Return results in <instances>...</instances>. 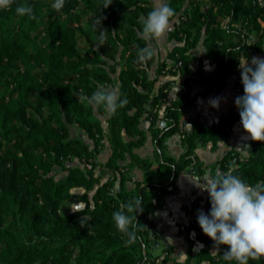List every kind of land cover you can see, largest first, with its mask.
Returning <instances> with one entry per match:
<instances>
[{
  "label": "trees",
  "instance_id": "16d2710c",
  "mask_svg": "<svg viewBox=\"0 0 264 264\" xmlns=\"http://www.w3.org/2000/svg\"><path fill=\"white\" fill-rule=\"evenodd\" d=\"M51 2L16 0L10 10L0 11V264H153L149 250L158 237L150 232L164 197L176 190L183 171L203 176L206 166L196 149L228 138L230 127L240 122L237 110L209 126L195 117L184 130L191 92L219 93L237 72V59L263 53L264 0H168L176 13L168 40L179 45L167 55L171 64L163 61L155 69L154 60L143 67L135 62L137 47L147 44L139 36V17L151 10L153 0H113L106 9L105 0H65L61 12ZM21 3L33 7L36 20L15 14ZM98 17L100 28L109 33L103 45L96 39ZM199 44L205 54L196 58L191 51ZM203 59L214 65L213 71L203 69ZM192 61H198L195 73L189 69ZM166 73L179 78L180 93L164 108L160 130L153 112L165 101L171 82L153 92ZM98 84L118 86L120 99L127 100L105 127L100 120L105 111L78 99L90 96ZM239 88L242 96L241 80ZM143 117L150 120L152 160L135 153L146 140ZM74 126L92 141V149L73 135ZM176 134L182 137V154L174 159L165 144ZM104 139L110 154L98 163ZM229 167L249 184L264 180V143L252 141L247 157L231 149L210 168ZM78 189L82 192H74ZM137 195L144 210L136 219L146 229L127 245L112 215ZM72 202L84 206L70 210ZM196 242L201 247L193 255ZM214 247L199 228L196 239L189 240L185 264H229L221 258L226 247L212 255ZM249 264H264V259Z\"/></svg>",
  "mask_w": 264,
  "mask_h": 264
},
{
  "label": "clouds",
  "instance_id": "9594fccd",
  "mask_svg": "<svg viewBox=\"0 0 264 264\" xmlns=\"http://www.w3.org/2000/svg\"><path fill=\"white\" fill-rule=\"evenodd\" d=\"M113 0H105L103 9L111 5ZM16 0H0V11L10 10ZM65 0H52L50 7L61 12ZM154 6L146 15L139 17V36L148 42L144 47H137L136 63L141 67L158 57V49L153 42L163 40L171 29L176 13L165 0H153ZM15 14L36 20L32 6L17 4ZM102 17L96 19L100 28ZM109 33L100 28L96 37L103 45ZM243 95L235 98L234 104L239 112L240 126L245 139L264 143V58L252 57L237 59ZM93 109L102 108L109 114H115L118 108L127 104L120 99L118 86L98 84L90 96L78 98ZM219 99L209 101L210 107L219 108ZM246 148V147H245ZM240 149L242 152L244 149ZM188 178V177H187ZM189 179V178H188ZM201 191L207 192L210 201V211L197 213V224L201 232L210 239L218 255L221 246L227 251L221 256L229 264H249V261L264 259V180L249 184L244 179L233 174V168L227 171L216 170L215 174L189 179ZM144 210L143 198L139 195L127 202H122L119 209L112 215L115 228L126 236L125 243L132 245L139 237L137 232L146 229L137 222L136 216ZM179 264L188 260L186 254L178 256Z\"/></svg>",
  "mask_w": 264,
  "mask_h": 264
},
{
  "label": "crops",
  "instance_id": "0c3cea01",
  "mask_svg": "<svg viewBox=\"0 0 264 264\" xmlns=\"http://www.w3.org/2000/svg\"><path fill=\"white\" fill-rule=\"evenodd\" d=\"M165 2L168 4V0ZM168 32L162 41L158 43L153 42L154 46L158 49V57L154 59L153 63L154 69L163 61H165L167 65H170L171 61L167 60V55L175 46L179 45L175 40H168ZM204 54L205 49L202 44H199L191 51V55L196 58L202 57ZM202 67L207 72H211L214 69V65L210 64L205 59L202 60ZM189 69L192 73L197 72L198 61L190 62ZM238 72L240 73L239 70ZM151 76L153 77V73H151ZM235 80V74L228 76L225 86L219 93H206L205 95H200L203 91L201 88L193 89L191 92V97L193 98L192 107L190 112L182 117L183 129L188 131L190 129V121L195 117H198V120L202 125L209 126L213 123H217L221 117L227 115L230 111L236 112L237 108L235 107L234 101L236 97L241 95H237L234 92ZM166 82H171V84L166 90H164L165 101L159 109L156 110L155 114L158 118L156 120L155 127L157 125L164 126L162 112L165 107L170 106L178 98L180 93L179 86L177 84L178 78H174L167 73L158 77L153 93L155 94L157 90ZM213 98H218L220 101L218 110L213 109L209 105V101ZM109 115V113L105 112L102 116H100V120L102 117L101 123L104 127L105 121ZM140 129L146 134V140L143 146L135 150V153L143 158L152 160L153 143L150 137V121L147 120L146 117L141 119ZM244 137L245 134L240 126V122H238L230 127V136L228 138L221 139L214 146L208 144L205 147L196 149L195 153L204 166H206L208 175H213L214 172H216L217 169L212 172L210 167H212L231 149L237 151L242 157L249 156L251 152L252 140L245 139ZM83 139L87 142L90 149H92V141L88 140L87 137ZM181 140L182 137L179 134H176L167 140L165 147L168 156L177 159L182 154ZM102 143L103 147L96 156V162L98 163H104L110 154L109 146L106 140L104 139ZM91 144L92 146H90ZM238 148L245 149L242 152ZM135 174L137 178H140L141 174L139 172H135ZM204 176L205 174L200 177L196 173L189 172L187 170L183 171L178 176L175 183L176 190L164 197V203L155 213L154 227L153 231L150 233L151 237L153 234L158 237L156 244L149 250L150 254L155 257L153 264H173V262L179 263L176 256L181 253L187 255L189 240L194 241L198 233L195 223L192 220V213L194 211L197 213L199 211H203L205 213L206 201L209 198L207 192L201 191L189 179L195 181L197 177L202 179ZM200 247V244L196 242L193 249V255L197 254ZM157 250H160L159 254H156ZM213 251H216L215 247L210 250V253L212 254ZM166 253H168V256Z\"/></svg>",
  "mask_w": 264,
  "mask_h": 264
},
{
  "label": "rangeland",
  "instance_id": "374dc122",
  "mask_svg": "<svg viewBox=\"0 0 264 264\" xmlns=\"http://www.w3.org/2000/svg\"><path fill=\"white\" fill-rule=\"evenodd\" d=\"M166 1V0H165ZM262 25V24H261ZM263 26V25H262ZM256 38L255 37H253L251 40L252 41H254ZM255 57H259V58H264V51H263V53L262 54H258V55H256ZM232 74H239V75H241L239 72H238V69H237V72L236 73H232ZM180 83V80H179V78H178V84ZM101 120H102V117H101ZM72 133H73V135L74 136H79V137H82V138H86V135H85V133L81 130V129H79V128H77V127H75L74 126V128L72 129ZM90 146H92V144L90 145ZM98 169H96V175H98V171H97ZM133 175L135 176V177H137L136 176V174H135V172L133 173ZM107 178V176H104L103 177V179L101 180L102 182L105 180ZM78 191V192H77ZM75 190L74 192H76V193H81L82 191L81 190ZM84 206V204L83 203H80V202H72V203H70V205H69V209L70 210H75V209H79V208H82ZM151 233V232H150ZM160 253V250H157L156 251V254H159ZM166 255L168 256V253H166Z\"/></svg>",
  "mask_w": 264,
  "mask_h": 264
},
{
  "label": "built area",
  "instance_id": "2783aa9c",
  "mask_svg": "<svg viewBox=\"0 0 264 264\" xmlns=\"http://www.w3.org/2000/svg\"><path fill=\"white\" fill-rule=\"evenodd\" d=\"M181 66V63L179 62L178 64H177V66H176V68L178 69L179 67ZM226 82V81H225ZM177 84H178V82H177ZM239 84H240V75L239 74H236V80H235V83H234V92L237 94V95H241V91H240V88H239ZM178 86H179V84H178ZM154 114L156 113V111H154L153 112ZM150 121V120H149ZM163 127L164 126H159V125H157L156 126V128H158V129H163ZM86 169H91V164L89 163V162H84L83 164H82ZM192 220H193V222L195 223V227H196V229L198 230L199 229V226H198V224H197V212L196 211H194L193 213H192Z\"/></svg>",
  "mask_w": 264,
  "mask_h": 264
},
{
  "label": "water",
  "instance_id": "95a60500",
  "mask_svg": "<svg viewBox=\"0 0 264 264\" xmlns=\"http://www.w3.org/2000/svg\"><path fill=\"white\" fill-rule=\"evenodd\" d=\"M205 175H208V170H206Z\"/></svg>",
  "mask_w": 264,
  "mask_h": 264
}]
</instances>
